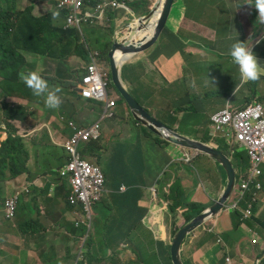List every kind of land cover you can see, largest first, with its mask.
Here are the masks:
<instances>
[{
  "label": "crops",
  "instance_id": "0c3cea01",
  "mask_svg": "<svg viewBox=\"0 0 264 264\" xmlns=\"http://www.w3.org/2000/svg\"><path fill=\"white\" fill-rule=\"evenodd\" d=\"M37 1L28 2L34 6L35 16H41L43 11L52 6L56 7L55 0ZM102 1L110 0H92V2ZM127 2L131 8L129 12L122 9L115 10L118 13L116 19L109 12L104 19L89 27L96 30L111 25L115 20L118 29L131 16L137 18L144 16L147 10L145 2L151 3L150 8L155 0H127ZM247 4H254V0H176L174 3L170 19L163 31V33L168 31V47L159 46L155 55L158 62L156 69L163 79L157 77L154 88L157 91L164 88L165 95L155 93L153 106L159 107L164 112L170 111L176 118V121H171L167 113L159 114V117L167 118L168 124L174 123L175 127H180L186 118L189 122L185 123V128L197 130L200 136H206L211 133V116L226 106L230 105L232 109H238L254 101L264 105V76L256 82L241 85L238 66L229 56L231 45L240 39L253 50L261 66L264 67V22L258 21L254 6ZM35 8L38 9L37 12ZM86 28L87 25L83 27V31ZM91 38L95 39L96 35H92ZM216 46L224 58L223 63L227 64L221 67L227 69L225 79L228 88L222 90L223 99L217 109L209 110L204 104L203 97L214 94L212 90L215 86L212 82L213 78L204 75L203 69H209L210 56L213 55ZM147 51L136 55L131 61L134 63L139 59L140 63L148 60L149 56H143ZM41 61L29 62L26 58L19 73L25 72L28 64H40ZM89 65L90 61H85L79 56H71L68 60L60 62L53 60L49 63L51 78L68 98L63 112L80 125H91L99 121L106 110V104L85 100L80 96L81 80ZM13 72L17 74V65H14ZM236 85L241 86L235 92ZM111 96L117 100V116L115 119H107L103 122L99 145L106 168L114 163L119 167L116 172L117 182L106 184V186L110 185L111 189L106 191L105 187L106 195L104 194L103 199L95 204L92 214L88 215L82 206L70 204L69 197L72 190L70 182L59 175L47 174L42 165L37 163L36 152L33 151V159L30 163L32 174L22 175L11 181L8 186L10 194H15L24 186H28L30 190L22 192L16 218L7 219L4 208L0 210V264H156L153 259H147L140 251L144 246L143 239H138L135 243L129 242L133 240L131 239L133 233L141 236L143 230L140 226L152 232L150 243L161 249V264H173L171 256L173 239L181 227L189 222L187 217L198 210L182 206L176 214H173L175 223L167 222L169 211L172 213V203L167 199L172 185L175 183L180 185L185 201L193 203L197 196H201L198 170L203 169L208 195L215 197L214 189L220 187L221 190L218 198L206 206V209L213 206L221 197L226 175L213 158L201 153L194 159L197 160L196 166L189 168L182 165L185 162L183 160L185 148L177 145H161L156 141V137L146 133L137 141L141 123H136L134 118L130 119L124 108L127 104L120 105L119 96L112 93ZM25 102L26 100L22 103ZM190 108L191 112L185 111ZM130 115L132 116L131 111ZM54 126L55 134H58L54 137V141L71 135V130L60 122L54 123ZM118 134L128 137L129 141H124V138L113 140L112 138L117 137ZM132 143L136 145L135 150H142L141 158H136L135 150L130 149ZM162 149L164 153L161 152ZM180 152L182 155H178ZM138 173H140L141 185L138 190L132 192L128 182L136 178ZM263 178L264 171L261 178L262 189L252 190L256 203L255 216H247L232 235L234 222L232 225L228 223L232 213L227 209L223 210L186 239L182 251L185 264H194L191 262L195 255L197 258L194 262L204 264L205 253L199 245L211 234L206 228L212 222L217 224L219 230L216 243L211 242L212 246L220 245L219 264H224L222 253L224 243L219 242V239L227 242L228 252L235 257L231 264H238V260L242 258L250 262H253L254 257L257 256L262 259L264 227L259 221H264ZM161 181L162 200H146L148 190L153 189L157 193L155 186ZM187 187L191 189L187 191ZM235 199L234 195L231 202ZM4 203L6 204V201ZM34 222L40 225L37 226ZM172 223L174 232H169L167 225ZM154 233L158 235L155 236ZM17 236L22 238L20 245L15 242ZM65 236L68 243L62 244ZM110 236L111 239L105 241ZM254 238L260 241L258 245L252 243ZM90 240L93 241V246ZM210 240L212 241L213 238ZM54 244H58V254L50 258ZM96 244L101 251L98 257L94 255ZM112 252L115 256L109 260Z\"/></svg>",
  "mask_w": 264,
  "mask_h": 264
},
{
  "label": "trees",
  "instance_id": "16d2710c",
  "mask_svg": "<svg viewBox=\"0 0 264 264\" xmlns=\"http://www.w3.org/2000/svg\"><path fill=\"white\" fill-rule=\"evenodd\" d=\"M90 0H88L89 2ZM110 1H119L122 2L124 0H110ZM18 0H0V92L1 96H6L13 92L17 93H29L33 96L32 91L22 85L19 79V69L25 62V54H33L31 56H36L39 58L40 64L30 63L27 65L26 70L29 68H33L30 71H37L43 78H51L49 74V63L53 60L55 61H64L68 60L71 56H79L83 60L88 61L90 59V52H98L93 51V48H99L101 51L98 52L101 68L103 70V74L110 78L111 86L110 92L119 96V104L125 103L122 94L118 90V88L113 84L112 78V68H111V59L110 52L113 47L112 38L115 33V27L103 29L102 32L107 35L108 38H111L110 42L101 41L97 32L94 28L89 27L84 29V31H80L77 26L66 28L65 24L61 21L57 22L54 20V17H64L68 18L69 15L64 12L58 15H52L48 13L43 16H35L33 15L34 6L29 5L25 10L18 11L17 10ZM92 6H96L97 3H90ZM147 9L151 5L150 2H145ZM110 15L115 19L118 17V13L116 11H111ZM83 16H81L82 18ZM92 35H96V38H91ZM143 62V61H142ZM140 62V63H142ZM14 65H17V74L13 72ZM139 65H134L133 61L125 63L122 70V78L123 81L127 84L128 91L137 99L139 102L140 91L143 86L148 83V80L145 76L139 78L131 74V69H137ZM142 71L144 74L151 73V67L146 65L142 67ZM157 78V77H156ZM156 78L151 82L150 91V101L149 105L146 106L140 103L142 106L146 107V109L152 114V108L154 107V90L153 88L156 86ZM32 96L28 99H32ZM2 102L0 103V105ZM3 107L5 103L2 104ZM191 108L185 110L186 112H191ZM161 114L162 110H158ZM155 114V113H154ZM153 114V115H154ZM35 115L34 112H31L30 107L20 104L19 107L13 113H7L6 117V126L7 133L9 137L6 141L2 143L0 148V210L4 208V201L9 193V182L17 179L18 177L24 174H32V170L30 167V163L33 159L32 149L36 151V160L37 163L41 164L43 169L47 174L58 175L57 169H61L69 160L66 152L57 146L50 143L49 145L43 146V141L48 139L50 140V135L46 131L42 139L36 138L33 139L30 143L28 140L19 134L20 129L14 125L12 122L21 121L22 124L28 129H33L36 127V123L32 121V117ZM170 119L176 120L174 116L168 112ZM136 123H139L135 120ZM189 122L186 118H184L180 128L178 129L181 133L191 136L195 139L202 140L206 143H210V141L205 140L207 136H200L197 130H189L185 128V123ZM2 126V123H0ZM139 136L137 141L142 138L144 133L150 134L151 131L147 127L140 125ZM3 131L2 127L0 128V132ZM1 136V135H0ZM156 141L161 145H170L169 142L156 136ZM6 145H16V153L19 156V160L16 159L15 155L12 152H8ZM122 145V144H120ZM229 146V145H228ZM130 149L132 151L135 150L136 145L134 143L130 144ZM219 149L222 150L221 145H219ZM100 145L98 142L92 141L83 146L82 152L85 156L88 157H97L100 163H103L104 157L100 153ZM229 150V148H228ZM240 152H246L249 159L250 156L248 152L244 149L239 148ZM223 151V150H222ZM38 153H41L40 155ZM136 158L142 157V150L137 149L134 152ZM234 156V155H233ZM233 159V163L235 168L238 170L239 174H245L248 172L251 162L248 167L243 165V158L239 161ZM119 170V167L114 164L108 165L105 170V174L107 177V183L117 182L116 181V172ZM140 173L138 176L128 183L130 185L131 191H136L141 185V181L139 180ZM121 184V182L119 181ZM5 195L3 196V194ZM171 200V211L173 214H176L178 209L185 205V199L183 196V190L180 185L177 183L172 185L170 190V194L167 198ZM254 194H249L246 200L242 203L246 206L245 209H248L250 204H253L254 214L256 213V203L254 201ZM190 207V209H197L198 213L206 210V206H197V204L188 202L186 204ZM196 215L193 214L188 217V221H191ZM232 218L234 222V226L236 230L239 229L242 222L245 220L244 213L239 215L235 210L232 212ZM260 224L264 227V221H259ZM112 236H110L105 241H109ZM93 246V241H89ZM130 243H135L133 240L129 241ZM97 258H95L96 260ZM194 264H200L198 262H192Z\"/></svg>",
  "mask_w": 264,
  "mask_h": 264
},
{
  "label": "clouds",
  "instance_id": "9594fccd",
  "mask_svg": "<svg viewBox=\"0 0 264 264\" xmlns=\"http://www.w3.org/2000/svg\"><path fill=\"white\" fill-rule=\"evenodd\" d=\"M19 1L22 2L23 8L21 10L17 9L18 11H23L30 5V4L28 5V2L30 0H18V2ZM62 1H67V2H65L66 4L64 7H60L58 2H56V0H55L56 8H57L58 12H56L54 14H52L51 12H49V13L52 15H58V14H62L64 12H66L69 16H70V14L77 15V16H84V14L86 12H89L92 15L91 19H90V25L95 24L97 21L104 19L105 16L109 12H111V10L115 11L110 5L111 4L110 1L95 2V3H97V5L95 7L90 4V3H92V0H90L89 2H88V0H62ZM113 2H119V1H113ZM122 2H124L126 4V6H127L126 11L129 12L131 10V8L128 5L127 0H124ZM156 2L162 3L163 0H155L154 4ZM165 2H166V0L163 3H165ZM175 2H176V0H174V3ZM247 5L254 6V8L258 12V21L264 22V0H254V4H247ZM68 18L56 16V17H54V20L57 22L64 21L65 27L67 28ZM86 25H88V24H86ZM93 53H98V52H90V56H89L90 59L88 60V61H90V65L92 63L91 55ZM229 56L231 57L232 61L238 66L240 78H241V85L244 83H248V82H256V81L260 80V78L262 76H264V67L261 66L256 54H254L252 49H249L246 46V43L241 42L240 39L231 45ZM87 71H88V69H87ZM19 79L21 80V82H23V84L27 88H29L32 91V94H33L32 99H27V100H29V105H25V103H23V105L30 107V110H31L30 104L35 97L38 98L40 101H42L44 103L45 107L49 110L60 109L64 105L65 97H66V105L62 109V115L63 116H61V117L52 116V117L48 118L47 120H45L43 122L44 124L41 126H38L37 121H33L34 123H36V127L33 129H30V130H28L23 124H22L21 128L17 125L16 126L20 129L19 134L22 135L23 137H25L29 143L33 139H36V138L42 139L44 136V133L47 131L50 135V140H48V139L44 140L43 146H46V145H49L50 143H52L53 145L57 146L58 148L64 150L66 152L67 156L69 157L68 162L61 169L56 170L58 175L62 178L67 179L70 182L71 187H72L71 194L73 191H75L78 188L79 189L84 188V186H85V176H84L85 166L88 163H93V162H91L90 158H97V157L85 156L82 152V148L84 145H86L92 141L99 143L100 139L102 138V124H103V122L107 119H115L117 114L115 117H112L110 115V112L107 108V104L105 102H102L101 100H99V99H97L91 95L86 94V92H85V80L82 78L81 84H80V91H79L81 98H83L85 100H90V101L102 102V103L106 104V110H105V113L102 116V118L99 121H96L91 125L77 124L75 121L71 120V118H69L66 114H64L63 111L67 106L68 98L64 94L62 88H60L52 78H43L37 71H28L27 73L21 71L19 73ZM46 79H49V83ZM54 82L56 85L54 84ZM125 85H126V83H125ZM241 85H236L235 92L237 91V89ZM110 86H111V81H110ZM235 92H234V94H235ZM109 94L111 96L110 87H109ZM212 95H214V94H212ZM221 96H222V93H221ZM222 99H223V97H222ZM0 103H1V101H0ZM204 103H205V98H204ZM20 104H22V103H20ZM125 104H127V103L125 102ZM248 105H246V106H248ZM117 106H118V104H117ZM117 106L115 107V112H116ZM246 106H244V107H246ZM244 107H242V108H244ZM225 108H227V106ZM238 109H240V108H238ZM158 110H161V109H158ZM222 110L223 109L217 111L216 113H214L211 116V131H213V132H215V129L218 125L220 112ZM162 111H163V113H167V115H168V112H170V111L164 112V110H162ZM159 114L160 113L158 112V114L156 113L153 116L155 118H157L159 121H161L168 128H170V129H172V130H174V131H176V132H178L184 136H187L178 130L180 127H175L174 123H172V125L168 124L166 121L167 118L163 119V118L159 117ZM54 117H55V119H53ZM66 117L68 120L66 119ZM168 119L171 121H176V120L170 119V117ZM14 122H16V121H14ZM56 122H60L61 124L65 125L67 129L71 130V135L69 137L59 138L58 140L54 141V137L58 136V134H55L54 123H56ZM1 127L3 129V131H1V133H4V132L7 133V131H6L7 126H6V128H4L3 124H2V126H0V128ZM45 128H47V129H45ZM43 129H45V130L43 131L42 134L37 135V136L30 138V139L27 138L28 136L34 135V134L38 133L39 131H42ZM23 132H25V133H23ZM0 135H1L0 136V138H1L2 134H0ZM8 137H9V134L7 135V137L4 140H2L0 148L2 146V143L4 141H6L8 139ZM187 137H191V136H187ZM210 143H212V142H210ZM212 144H215L219 149V144H216L214 142ZM236 147H238V149L241 148L239 145H235L234 143L229 147V153L232 152V158H233V155L235 154ZM185 149H186L185 154H189L192 157V159L190 161H187L183 156V160L185 162H191L199 154H201V153L194 151V150H190L187 148H185ZM241 149H244V148H241ZM244 150H246V149H244ZM33 151H34V149H32V155H33ZM34 152H36V151H34ZM229 153H227V154L229 155ZM99 154H102L101 150H100ZM250 162H251V157H250ZM250 167H251V165H250ZM102 170H103V168H102ZM236 171H237V184H236V188H235V192H234L236 199L234 201H232L233 204H231L232 202L230 201L227 205V208L229 205H231V207L234 208L233 206H234L235 202L238 201V199H237V187H238L239 183L241 182L242 177L246 176L249 172V170H248V172L245 174H239L237 169H236ZM103 172H104V170H103ZM104 174H105V172H104ZM58 175H53V176H58ZM105 177H106V174H105ZM261 178L259 179L260 182H261ZM106 184H107V177H106ZM105 187H106V185H105ZM254 188L255 187H253V189ZM23 191L29 192L30 191L29 187L24 186L22 190H18L15 194H10V192L8 193V196L6 197L5 201L6 202L11 201V200L14 201L15 208L12 209L7 204L4 203V211H5V215H6L7 219H15L16 218L17 212H18V207H19L20 196H21ZM252 193L253 192L251 191L249 194H252ZM104 194H105V188H104ZM104 194H103V196H104ZM247 196L245 197V199H243L242 201L239 202V205L236 208H238L246 200ZM102 199H103V197H102ZM254 201H255V199H254ZM73 206H82L83 207V205H73ZM94 206H93V208H94ZM236 208H234V210ZM83 209H84V207H83ZM248 209H249V207H248ZM248 209L245 212H243L245 215V218L247 216L248 217H254L255 216L254 209L252 208V210L250 212H248ZM92 211H93V209H92ZM154 217H155V215H154ZM219 242H221V239H219ZM252 243L254 245H258L260 243V241L257 238H254L252 240ZM263 258H264V255L262 256V259L258 260L257 264H262Z\"/></svg>",
  "mask_w": 264,
  "mask_h": 264
},
{
  "label": "rangeland",
  "instance_id": "374dc122",
  "mask_svg": "<svg viewBox=\"0 0 264 264\" xmlns=\"http://www.w3.org/2000/svg\"><path fill=\"white\" fill-rule=\"evenodd\" d=\"M37 1V0H36ZM38 3V1H37ZM30 3H28L29 5ZM23 8V4L22 2H18L17 5V9L21 10ZM37 8H35V11L37 12ZM51 12L52 14L58 12L57 8L52 6L51 8L46 9L45 11L42 12L41 16L46 15L47 13ZM254 13L257 15L258 17V12L256 9H254ZM64 24V21H61ZM72 27H75L74 25H72ZM98 38L103 41V42H110L111 38H108L106 34H104V32H98L97 34ZM168 47V31L166 30L163 35L161 36L160 40L154 45V47L152 49H150L149 51H147L146 53L143 54V56H149L148 60L143 61L142 63H139V59H136L134 62V65H139V67L137 69H131V74L134 76H137L139 78L145 76L146 79L148 80V83L146 85L143 86L142 90L140 91V97H139V102L148 106L149 105V101H150V91L152 90L151 88V82L156 78V77H161L163 79V76L160 75L156 69L157 66V59H156V52L158 51V47ZM93 51H98L100 52L101 50L99 48H93ZM33 55V54H31ZM29 54H25L27 60L29 62H39V58L36 56H31ZM224 58L221 56V53L219 52V48H217V46L215 47V50L213 52V55L210 56V61H209V69H203V73L204 75H209L210 77L213 78V84L215 86V88L212 90V93H214V95H209V96H205V106L206 108H208L209 110H215L217 109V106L221 104L222 102V90L224 88H228L227 82H226V76H227V69L226 68H222L221 66L223 65H227L225 63H223ZM131 61V60H130ZM129 61V62H130ZM150 66L151 67V73L150 74H144V72L142 71V67L143 66ZM33 68H29L25 71V73H27L28 71L32 70ZM221 72V74L219 73ZM49 83V79H46ZM21 82V80H20ZM22 85L24 86V88L26 87L23 82H21ZM55 84V82H54ZM56 85V84H55ZM154 93H159L161 96L165 95V90L164 88H160V90H155V88H153ZM32 95L29 93H17V92H13L11 94H8L6 96H1V92H0V101L3 103H5V106L3 107V105H0V123L3 124V127L6 128V117H7V113H13L20 105V103H22L23 101L26 100L25 105H29V100H27L29 97H31ZM23 104V103H22ZM66 105V97H65V102L64 105L57 110H49L45 107L44 103L42 101H40L38 98H34L30 104L31 106V111L35 113V115L32 117V121H37L38 126L43 125L44 121L47 120L48 118L52 117V116H57V117H61L62 115V109L65 107ZM163 108H165L164 105ZM126 113L128 114V116L131 118H133V116L130 115V110L128 108V106H124ZM158 109H160L159 107H153L152 110V115L154 114V112L158 113ZM42 111V113H41ZM67 119V117H66ZM68 120V119H67ZM13 124L19 126L20 128L22 127V123L20 121H16L13 122ZM47 129V128H45ZM43 129L42 131H39L38 133L28 136L27 138H33L37 135H40L43 133V131L45 130ZM25 133V132H23ZM2 137L0 138L1 142L2 140H4L7 137V133H1ZM118 136H120L118 138ZM120 138H124V141H129L128 137H125L122 134H118L117 137H113V140H117ZM205 140H208L210 142H214L216 144L221 145V148L224 152L229 153L228 148L233 144V141H228L226 139V133L222 132V131H218V132H213L211 131V133L207 134V136L205 137ZM229 145V146H228ZM4 148H6V150L8 152H12L16 159L19 160V156L16 153V145H6ZM162 153H164L165 151L162 149L161 151ZM178 155H182V152H180ZM234 159L236 161H239L241 158H243V165L245 167L249 166L250 163V159L247 155L246 152H240L238 150V147H236L235 149V154H234ZM91 162H93L94 164L100 165L104 172L106 170V166H105V162L103 161V163H100L98 161L97 158H90ZM197 163V160H192L191 162H183L182 165H185L189 168H191L192 166H196L195 164ZM262 169L264 171V164L262 166ZM198 175L200 178V194L201 196H197L196 197V201H192L194 204H197V206H208L209 204H211L212 201H215L221 190L220 187L214 189V191L216 192L215 197H210L208 195V193L206 192V188H205V177H204V172L203 169L198 170ZM264 180V178H263ZM207 184H211L210 182H207ZM162 181L155 186V189L157 190V193L154 192L153 189L148 190V194L146 197V200H150V199H154V200H162L163 197V190H162ZM108 189H111V186L108 185L106 186V191ZM191 189V187H187V191H189ZM5 195V193L3 194V196ZM106 195V193H105ZM169 203H171V200L168 201ZM233 204V202L231 203ZM246 206L244 204H241L238 208L235 209V212H237L239 215H242L244 210H245ZM174 216L173 213H170L167 215L166 217V221L171 223L174 222ZM162 220V218H160V221ZM175 223V222H174ZM228 223L230 225L233 224V220L231 218V215L228 218ZM35 225H40L37 222H34ZM168 231H172L174 232V224H168ZM140 229H142V234L141 236H138L136 233H133L131 235V239H133L134 242H136L138 239H143L144 240V246L140 249V251L145 255V257L147 259H153L154 262L156 264H161V249H157L154 245H152L150 243V239H152V232L145 228L144 226H140ZM57 236V234H54ZM155 236H157V233H154ZM172 236V235H171ZM210 238H213V240L211 241ZM219 238V236L217 234H209L207 236V238H205L203 240V242L199 245V247H201V249L204 251L205 253V257L203 258V263L204 264H219V250H220V245H216V246H212L211 242L216 243L217 239ZM22 238L17 236L15 238V242L17 244H21ZM62 244H67L68 242L66 241V236L64 237V241L61 242ZM101 253L99 246L96 244L94 245V255H96V257H98V255ZM58 254V244H54V246H52L51 249V253L49 255L50 258H54L56 257ZM115 256L114 252H112V254L109 256V260L113 259ZM197 258V255L194 256V259ZM96 261H99L98 258L96 259Z\"/></svg>",
  "mask_w": 264,
  "mask_h": 264
},
{
  "label": "water",
  "instance_id": "95a60500",
  "mask_svg": "<svg viewBox=\"0 0 264 264\" xmlns=\"http://www.w3.org/2000/svg\"><path fill=\"white\" fill-rule=\"evenodd\" d=\"M173 4L174 0H166V2L163 3L159 19H156V15L162 3L156 2L145 11L144 16L140 18L131 16L122 26L118 27L114 36L110 59L113 84L122 94L134 120L155 132L156 135L169 142L170 145H177L209 155L225 172V187L221 197L210 208H207L201 213H198V211L195 212L196 216L181 227L173 239L171 246L173 264H185L182 251L186 239L227 208V205L231 201L235 192L237 171L232 160V152L228 155L224 151L219 150L215 144L184 136L168 128L155 118L146 107L142 106L137 101V99L128 91L123 81L122 70L125 63L132 60L136 55L149 50L158 41L170 19ZM153 26H155L154 33L148 35V30ZM125 31L128 32L124 34ZM119 52L126 58V61L123 64H120L117 60V54Z\"/></svg>",
  "mask_w": 264,
  "mask_h": 264
},
{
  "label": "built area",
  "instance_id": "2783aa9c",
  "mask_svg": "<svg viewBox=\"0 0 264 264\" xmlns=\"http://www.w3.org/2000/svg\"><path fill=\"white\" fill-rule=\"evenodd\" d=\"M60 7L65 6L62 0H56ZM111 7L114 10H126L127 6L124 2H111ZM91 13L86 12L84 16L70 14L67 21V28L72 25L77 26L82 32L83 26L90 24ZM92 63L88 67L85 80V92L102 102L107 104V108L112 117L116 116L115 107L117 106L116 99H113L109 94L110 79L103 74L98 53L91 55ZM222 131L226 133V139L233 141L235 145H239L248 151L251 157V167L246 176H243L237 187V199L234 208L239 205V202L252 191L253 187L257 190L262 189L260 178L263 175L262 166L264 164V105L258 101H254L248 106L240 109H232L231 106L223 109L220 112L219 122L215 132ZM184 158L190 161L192 157L185 154ZM85 186L82 189H76L72 192L69 202L71 205H83L84 211L91 215L93 206L101 201L104 188L106 185V177L102 168L93 163H88L84 170ZM6 204L14 209V201H7ZM253 208L250 204L248 212ZM211 231V230H210Z\"/></svg>",
  "mask_w": 264,
  "mask_h": 264
},
{
  "label": "flooded vegetation",
  "instance_id": "af4514ba",
  "mask_svg": "<svg viewBox=\"0 0 264 264\" xmlns=\"http://www.w3.org/2000/svg\"><path fill=\"white\" fill-rule=\"evenodd\" d=\"M137 12H138V9L136 10V13ZM112 27H115V33H116L117 23H116L115 20L113 21V23L111 25H105L102 28L96 29V32L97 33L98 32H102L103 29L112 28ZM127 32L128 31H125L124 34L127 33ZM115 33H114V36H115ZM114 36L112 38V41L114 40ZM138 129H139V127H138ZM150 131H151L150 135H152L153 137L157 136L155 132H153L152 130H150ZM155 139H157V138H155ZM184 202H185L184 206H187L186 204L188 202H186V201H184ZM227 210H229L232 213L234 211V208H232L231 205H229ZM187 220H188V217H187ZM232 220H233V218H232ZM206 230L208 232H211V233H216V234L219 233L217 224L215 222H212L211 225L206 228ZM235 231H236V228L234 226V228L231 230V234L233 235L235 233ZM221 242L224 243V250L222 251V253H223V262H224V264H231L234 261L235 257L231 256L230 253L228 252V244H227V242L225 240H222V239H221ZM259 259H260V257L257 256V257H254V261L253 262H250V261L242 258V259L238 260V264H257Z\"/></svg>",
  "mask_w": 264,
  "mask_h": 264
},
{
  "label": "bare ground",
  "instance_id": "6f19581e",
  "mask_svg": "<svg viewBox=\"0 0 264 264\" xmlns=\"http://www.w3.org/2000/svg\"><path fill=\"white\" fill-rule=\"evenodd\" d=\"M165 0H163L164 2ZM163 2H162V5L160 6L159 8V11L156 15V19H159L160 16H161V11H162V8H163ZM155 31V26L151 27L149 30H148V35H152ZM117 60L120 62V64H123L125 61H126V58L119 52L117 54ZM0 145H1V140H0Z\"/></svg>",
  "mask_w": 264,
  "mask_h": 264
}]
</instances>
